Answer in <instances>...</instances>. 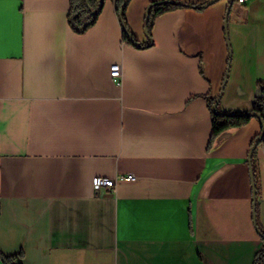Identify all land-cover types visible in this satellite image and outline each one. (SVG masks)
I'll return each instance as SVG.
<instances>
[{"label":"crops","instance_id":"crops-1","mask_svg":"<svg viewBox=\"0 0 264 264\" xmlns=\"http://www.w3.org/2000/svg\"><path fill=\"white\" fill-rule=\"evenodd\" d=\"M152 1L127 7L142 44ZM177 1L208 5L159 16L153 46L139 49L124 42L114 0L82 34L70 0H0V250L15 264H254L263 250L249 164L262 126L210 147L209 99L252 110L264 0ZM254 165L264 228V143ZM127 174L137 182L93 186Z\"/></svg>","mask_w":264,"mask_h":264},{"label":"trees","instance_id":"trees-1","mask_svg":"<svg viewBox=\"0 0 264 264\" xmlns=\"http://www.w3.org/2000/svg\"><path fill=\"white\" fill-rule=\"evenodd\" d=\"M71 9L69 12V25L72 30L78 34L86 32L91 28L98 20L99 15L103 9L105 0H70ZM117 15L120 21V24L123 28V40L128 45H133L139 49H146L153 46V28L155 20L166 13L174 12L181 9L193 8L197 10H203L207 7L208 4H191L185 3L177 0H155L152 1L146 8L145 12V32L147 35L148 41L144 44L140 43L135 36L130 31L127 22V7L130 0H114ZM218 1V0H215ZM235 0H231L233 3ZM224 33L226 41L228 44L230 59L232 56V49L229 40L228 32V20L226 19ZM228 73L224 79V85L226 83ZM260 91L259 95L255 99L254 106L249 112H223L219 109L220 97L210 98L209 99V109L212 114V136L210 147H212L217 141L221 140L229 131L244 127L251 120L257 119L260 124L263 123L262 133L253 143L250 155H249V164L251 169V180H252V189H253V217L256 229L261 236L264 242V228L259 222V195H260V186L258 172L254 165V155L257 147L264 143V82L258 83ZM216 106V110L214 107ZM260 143L257 147L254 148L256 142L260 139ZM0 215H1V204H0ZM18 256H7L3 254L0 250V260L3 264H15V260ZM254 264H264V248L255 258Z\"/></svg>","mask_w":264,"mask_h":264},{"label":"built area","instance_id":"built-area-1","mask_svg":"<svg viewBox=\"0 0 264 264\" xmlns=\"http://www.w3.org/2000/svg\"><path fill=\"white\" fill-rule=\"evenodd\" d=\"M110 76L114 82H119L122 78L121 65H119V64L112 65L111 70H110ZM137 180H138V178L133 174L118 176L114 179L105 178V177H96L93 179V186H94L95 190H97L98 192H102V191H106L109 189H115L116 186L120 182L135 183V182H137Z\"/></svg>","mask_w":264,"mask_h":264},{"label":"water","instance_id":"water-1","mask_svg":"<svg viewBox=\"0 0 264 264\" xmlns=\"http://www.w3.org/2000/svg\"><path fill=\"white\" fill-rule=\"evenodd\" d=\"M214 2H215V0H212V1L210 2V4H212V3H214ZM229 12H230V9L228 10L227 15L229 14ZM214 110H216V106L214 107ZM261 124L263 125L262 122H261ZM261 139H262V138H260V139L256 142L254 148L258 146V144L260 143ZM251 174H252V173H251Z\"/></svg>","mask_w":264,"mask_h":264},{"label":"snow or ice","instance_id":"snow-or-ice-1","mask_svg":"<svg viewBox=\"0 0 264 264\" xmlns=\"http://www.w3.org/2000/svg\"><path fill=\"white\" fill-rule=\"evenodd\" d=\"M4 25H5V22H4L3 18H2V17H0V33H2V32H3Z\"/></svg>","mask_w":264,"mask_h":264}]
</instances>
